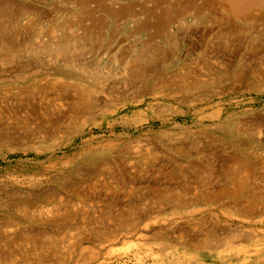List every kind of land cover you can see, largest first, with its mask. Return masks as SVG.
<instances>
[{
  "label": "rangeland",
  "instance_id": "1",
  "mask_svg": "<svg viewBox=\"0 0 264 264\" xmlns=\"http://www.w3.org/2000/svg\"><path fill=\"white\" fill-rule=\"evenodd\" d=\"M79 1L105 25L82 33ZM154 2L0 0V98L31 109L0 119V264H264V212L248 219L237 197L205 194L227 182L215 169L233 152L259 158L249 180L264 197V45L214 48L206 31L224 24L184 14L154 36L162 56L136 78L130 57L148 36L135 16L101 8L142 20ZM230 20L264 41L260 22ZM162 77L169 86L150 94ZM198 77L199 90L170 81ZM79 85L88 108L75 105ZM252 229L253 242L234 241Z\"/></svg>",
  "mask_w": 264,
  "mask_h": 264
},
{
  "label": "bare ground",
  "instance_id": "2",
  "mask_svg": "<svg viewBox=\"0 0 264 264\" xmlns=\"http://www.w3.org/2000/svg\"><path fill=\"white\" fill-rule=\"evenodd\" d=\"M154 1L155 2L152 7H149V8L143 7V9L141 10L142 13L145 14L143 15L144 17H142V20H140V18L139 19L137 18L139 17L138 16L139 12L137 11L134 12L133 7H130V6H122L120 8H114L112 6H106V7L103 6L101 8L105 12L111 14L115 20L119 16H122V17L128 16V15L135 16L136 17L135 27L141 25L143 30L147 34L148 40L145 43H143V47L141 48V50L139 52H136L130 57L131 64L133 65V68H132L133 74L135 75L136 78H140V79L143 78V72L141 71L142 69H140L142 66H147L150 63H152V61H156V57L160 58L162 56V52L160 51L159 46L154 41V36L155 35L162 36L163 34H165L167 30L166 29L167 26L169 24H172V22H176L181 16H184V14H191L195 17L196 20L197 18L204 17V16H207V18H209V16L212 14L214 15V18L216 20H219L222 24H224V26H221V29L219 28L217 31L215 30V26L212 28L209 26L210 28L207 29L206 31V34H208L209 36H214L216 38L214 42L211 44L213 45L214 48L219 47L220 50L222 48H227V49L233 48L234 52H243L245 48H247L249 49L248 52H258L259 50L258 48L264 45V41L262 42L261 38L258 36L255 38L251 37L250 39L245 41V39L243 38V36H245L244 30L242 32L239 26H237L238 24L236 25L233 23L234 20L233 22L230 20L231 16H235L243 20L249 19L252 24L255 22H260L261 24L264 25V0H154ZM78 4H80L81 8L87 11L86 16H81V18L78 17V19L76 20L77 22L74 21L78 26L82 28V33L84 31V33L87 34L91 29L90 26L103 24V19L96 18L94 16V10H96L95 8L93 9V8L88 7L87 3L84 1H79ZM91 17H92V23L89 25L85 20ZM255 27L253 28L255 29ZM0 31L3 32L4 31L3 28H0ZM257 31H260V30H257ZM129 47L130 45L128 46V48ZM131 50L132 49L130 47L129 49L125 51L130 52ZM150 59L152 60L148 64V61ZM211 59H214V58L212 57ZM241 60L242 58H239V62ZM139 66L140 68H138ZM63 72L67 76L76 75L78 77H82L81 74H76L75 72H70L67 70ZM3 74L4 73L0 72V75H3ZM27 75L30 76V74H27ZM223 77L224 75L222 72L220 78H223ZM196 79L191 80V81L185 79L186 81L184 82H175L172 80L170 81L174 83L176 87L185 89V90L189 89L190 91V90H199L201 87H203L204 81L199 77ZM63 81L55 80V81H47L46 83L52 84V86L55 85L61 88L64 87L65 89L69 88L68 86H70L71 84L63 82ZM169 83L170 82L166 81L165 78L162 77L160 78V81L156 86L151 87L152 89L150 90L149 93L153 95H160L164 87L169 86ZM92 85H95V87L98 86V84H92ZM37 86L39 87L41 86V84L38 83ZM75 89L78 91V95L75 100V103H76L75 105L79 108H82V107L88 108L91 104L90 100L85 97L88 90L85 87L80 86V85L76 86ZM20 90L26 93H29L30 91V89H28V87L26 86H22ZM10 101L11 100L8 97L2 96L0 98V119L4 118L3 112L7 111L8 109L18 108L20 111L24 110L27 112L31 110L30 108L26 109L27 108L26 105L18 106L16 104V101H13L12 106L10 107L8 105ZM37 108L38 107L32 109L33 113L37 112ZM45 111L46 113H49V108L45 107ZM255 122H256V124H254L255 127L257 128L260 126L264 127V120L262 119L258 120L257 118V121ZM261 143L264 144L263 141H260V144ZM248 145L249 144L244 142L243 144H241V147L242 149L247 150ZM251 159H253L254 163H257L259 161L258 160L259 158H257L254 155L252 156H247V154L239 155L233 152H230L224 156H220L221 165H218V167L215 170L218 172H221L222 176L227 179V182L225 184L216 186L212 191L205 192L206 197L209 200L216 199L217 197H220V198L237 197V200H240V201L239 202L237 201L239 205L237 206L236 211L238 212V214L244 215V217H247L248 219H252L254 216L264 212V210H261V207L257 204L259 202L264 203V197L261 196L260 194H256V188L254 189V193H252V187L255 185L250 186L251 183L249 179L251 177V174L254 172L253 167L255 166L254 163L251 162ZM191 167L197 170V173L201 174L202 168H200V165L191 164ZM221 204L225 205L226 203L225 204L221 203ZM238 232L240 231L238 230ZM231 235L228 232L227 236L230 237ZM236 237L238 238L234 240L233 239L234 237H232V238H229L228 241L240 240L243 242H253L255 239V231L246 230L240 234H237ZM202 245L207 246V244H202ZM256 252H258V250Z\"/></svg>",
  "mask_w": 264,
  "mask_h": 264
}]
</instances>
